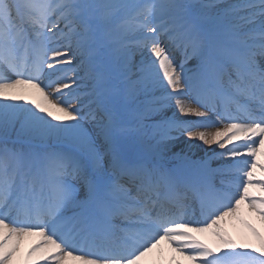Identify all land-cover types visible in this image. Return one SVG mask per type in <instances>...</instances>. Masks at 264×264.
<instances>
[{"label":"snow or ice","instance_id":"6c2138e0","mask_svg":"<svg viewBox=\"0 0 264 264\" xmlns=\"http://www.w3.org/2000/svg\"><path fill=\"white\" fill-rule=\"evenodd\" d=\"M262 147L264 0H0V264H264Z\"/></svg>","mask_w":264,"mask_h":264},{"label":"bare ground","instance_id":"6f19581e","mask_svg":"<svg viewBox=\"0 0 264 264\" xmlns=\"http://www.w3.org/2000/svg\"><path fill=\"white\" fill-rule=\"evenodd\" d=\"M190 119V117H188ZM187 137L181 138V143L178 145L179 147H185L183 144V141L186 140ZM197 154L202 153L198 152L197 149H193ZM257 215L253 212H250L248 207L245 206L243 208L241 206V211L239 213V216L236 218H227V222L223 225L224 229L228 232V234L231 237L237 236L239 234H249L245 223H250L254 220H257ZM255 222H253L254 224ZM259 228L261 233L264 235V225L259 224ZM242 236V235H241ZM198 239L203 240L205 243H208L210 246L213 245V240L208 234H204L201 236H198ZM33 242V238L25 239L21 244V258L23 253L27 250L29 245ZM158 260L159 264H189L188 261H186L183 257H181L179 254L172 252L166 243H161L160 248L153 250V252L145 259V264H151L152 261ZM69 264L71 262L69 261Z\"/></svg>","mask_w":264,"mask_h":264},{"label":"rangeland","instance_id":"374dc122","mask_svg":"<svg viewBox=\"0 0 264 264\" xmlns=\"http://www.w3.org/2000/svg\"><path fill=\"white\" fill-rule=\"evenodd\" d=\"M206 147V146H205ZM197 151L198 152H201V150L200 149H197ZM261 151L262 152H264V147H262V149H261ZM198 155H203V152L202 153H199ZM259 159H260V161L261 162H264V155H261L260 157H259ZM213 166L215 167V166H217V162H214L213 163ZM256 174L257 175H260V172H259V170H257L256 171ZM253 193H254V195H257V196H260V195H264V193H260L258 190H253ZM243 208H245V206L247 207V204H243V205H241ZM253 222H255L254 224H253ZM252 222V225L259 231L260 230V228H259V224H261V222H260V220H259V217H257V220H254ZM261 232V231H260ZM262 234V233H261ZM242 235V236H241ZM263 235V234H262ZM234 240H236L237 241V243H251V244H253V245H255V239L250 235V234H246V235H243V234H239V235H237V236H234V237H232Z\"/></svg>","mask_w":264,"mask_h":264}]
</instances>
